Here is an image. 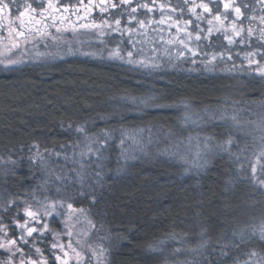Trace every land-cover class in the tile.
<instances>
[{
	"label": "snow or ice",
	"instance_id": "6c2138e0",
	"mask_svg": "<svg viewBox=\"0 0 264 264\" xmlns=\"http://www.w3.org/2000/svg\"><path fill=\"white\" fill-rule=\"evenodd\" d=\"M61 6L65 13L72 7L63 5V0H0V41L4 38V31H7L9 44L6 47L10 53L5 55L0 52V66L5 71L23 62L22 56L13 58L21 50V42L27 44L30 39L50 36L59 42L63 32L69 30L67 25L72 26L71 31L75 35H96L99 44L95 51H81L69 45L66 54L78 53L119 61L130 66L133 71H157L160 65L154 60L137 58L136 42L132 37L148 25L167 24L169 31L174 27L177 34L183 33L177 36L181 47L176 49V59L181 63L191 59L195 64L199 58L205 70H214L218 64L223 63L224 71L239 73L248 80L259 79L264 82V0H200L199 3L197 0H177L175 4L170 0H165V3H158V0H145L142 3L140 0H99V4H95L93 0L84 4V0H79L76 11L72 13L76 15V21H72L71 15H58ZM81 8L85 13L83 17L80 15ZM96 8H99L102 16L104 13L109 15L100 22L95 19L80 22L88 21ZM141 10L146 11L141 13ZM157 10L160 11L158 21L139 18L141 14L147 17L148 13ZM204 23L207 24L206 28ZM52 27H55L58 35L47 31ZM111 33L118 34L121 39H104ZM126 34L128 40L125 42L123 37ZM221 36L227 42L226 46L219 43ZM110 43H115V46L109 47ZM125 43L131 47L125 48ZM237 46H240V50L235 52V56L240 57L239 65L233 56V49ZM229 62L231 67H228ZM233 79L239 80V76H234ZM230 87L239 90L243 87V82ZM119 99L137 108L140 105L175 107L157 104L154 96L125 95ZM182 103L185 109L184 124L198 129L194 137L190 135L187 138L188 152L192 151L195 141L196 151L191 160L180 157L188 165L185 172L194 170L198 173L205 170L211 157L222 158L226 154L234 168L233 174L226 181V191L228 186L246 183L252 191H258L261 199L251 205L253 208L256 204L260 205L258 222L256 217H252L248 222L233 226L231 232L223 230L215 239L210 235L209 228L204 226L195 234V246L187 244V234L179 238L175 233L171 234L170 239L183 245L175 248L174 254L188 252L193 256L192 260H185L181 264H226L229 260L231 264H264V112L250 113L257 115V119H248L244 113L249 109L240 106L241 102L231 99L230 96H224L215 107H205L198 113H193L187 102ZM261 107H264V100L261 101ZM208 126L223 128L225 132L220 138L211 134L201 135ZM71 127L70 124L69 128ZM76 131L86 133L87 129L85 125H78ZM113 131L115 130H105L86 136L84 141H76L68 146L61 145L65 163L70 161L73 165L67 170L61 168L57 171L52 167L55 162L47 158L50 150L41 152L39 144L35 143L29 146V152L35 149L28 158L31 165L30 175L32 168L37 166L43 175L31 192H25L23 201L19 194H10L7 199L0 195V264H53V258L55 264H92L93 260L96 264H106L108 249L103 244L93 248L88 242L89 233H84L88 239L81 240L75 229L83 218L87 220L92 231L97 230L92 219L93 209L100 199L98 188L104 183L106 151L113 139ZM120 131L118 147L121 157L127 160L128 152L124 145L126 139L132 137L127 135L126 129ZM240 139L245 141L243 145L238 142ZM133 142L137 143L135 140ZM68 147L72 149L70 156L67 154ZM179 147L180 143H177V152ZM56 155L59 158L61 153L57 152ZM4 163L15 166L17 161L12 160L9 153V159ZM82 201L89 202L87 207H75L77 202ZM21 203L24 205L22 209ZM57 221L62 226L60 231L52 227ZM49 236L52 237L50 242ZM62 237H67V240ZM46 242L47 249L39 246ZM85 248L87 252L84 251Z\"/></svg>",
	"mask_w": 264,
	"mask_h": 264
},
{
	"label": "trees",
	"instance_id": "16d2710c",
	"mask_svg": "<svg viewBox=\"0 0 264 264\" xmlns=\"http://www.w3.org/2000/svg\"><path fill=\"white\" fill-rule=\"evenodd\" d=\"M170 2L175 4L177 0ZM158 3H165V0H158ZM142 17L146 18L145 15ZM213 40L215 42V38ZM219 43L227 45L222 36ZM239 50L240 46L233 49L237 65L240 57L235 56V52ZM175 64L180 66L182 63ZM229 64L231 66V62ZM152 73L151 78L146 79L126 64L82 57L0 70V174L9 171L20 179L17 191H13L19 194L21 201L25 192H31L43 175L38 166L32 168L30 175L28 158L35 152V149L29 152L30 145L39 144L41 152L50 150L48 157L55 162L52 167L59 171L65 166L67 170L72 165L64 162L61 145L68 146L84 141L86 136L115 130L106 151L104 183L98 188L100 199L92 216L97 229L94 233H98L96 237L108 249L106 264H181L192 260L193 256L187 252L174 254L173 250L183 245L170 239V235L175 233L179 238L187 234V244L195 245V234L204 226L210 231H219L212 236L215 239L225 229L230 232L235 213L246 205V186L240 187L238 183L228 186L226 191V181L234 172L233 165L229 164V173L217 167L216 163L198 173L194 170L187 173L179 155L169 153L166 147H154L155 140H163L164 134L174 132L177 138L173 146L180 143V149L182 142L186 143L187 138H182L188 135L190 125L182 123L177 113L181 107L176 105L181 103L176 102L174 108L143 105L137 108L119 99L125 95L154 96L157 99L166 92L169 96V91L161 88L159 82L167 74H172L180 77L177 85L185 88L188 95L196 93L199 101H208L215 90L210 80L216 75L204 72L197 75L171 65ZM236 76L240 77L244 87L255 80L260 82L263 91L259 98L251 95L249 100L245 96L237 101L249 111L258 108L261 113L263 109L260 110L259 102L264 100V82L248 80L239 73ZM198 77L204 78V82L198 84ZM141 86L144 89L137 91ZM244 87L241 89L245 95ZM187 94L182 99H187ZM172 116L174 119H170ZM151 118L157 121L151 122ZM78 125H85L86 133H78ZM210 128L221 129L222 135L225 132L220 127ZM121 129H126L127 135L132 137L126 139L124 145L128 152L127 160L121 157L118 147ZM147 137H153L148 154L135 157L132 151L136 143L133 140L144 143ZM71 151L68 147L69 156ZM57 152L61 153L59 158L54 155ZM9 153L11 159L17 161L15 166L4 163L9 159ZM1 180L2 176L0 187L2 184L11 186V182L2 183ZM88 203L82 201L75 205L87 207ZM23 206L21 203V208ZM53 227L57 228V222ZM226 264H231V261Z\"/></svg>",
	"mask_w": 264,
	"mask_h": 264
},
{
	"label": "rangeland",
	"instance_id": "374dc122",
	"mask_svg": "<svg viewBox=\"0 0 264 264\" xmlns=\"http://www.w3.org/2000/svg\"><path fill=\"white\" fill-rule=\"evenodd\" d=\"M145 0H140V2L142 3ZM93 2L95 4H99V0H93ZM200 0H197V3H199ZM88 0H84V4H87ZM79 4V0H73L72 2L70 0H63V5H71L72 7L70 8L69 12L65 13L63 12V6H61V11L60 13H58V15H63V16H69L71 15V19L72 21H76L77 17L76 15L72 14L76 11V6H78ZM222 8V6H221ZM114 11V10H112ZM146 10H141V12H145ZM156 12V11H155ZM154 13H148L146 18H151L154 20H159L160 19V11L157 10V14ZM154 14V16H153ZM18 15V13L16 14ZM80 15L83 17L85 15L83 9H80ZM109 14L108 13H104L103 16L99 11V8H96L92 11L91 15L88 18V21H84L81 20L80 22H90L92 19H95L97 22H100V20L102 18H106ZM141 17L143 16V14L140 15ZM146 18H140V19H146ZM127 20V18L125 19V21ZM17 23V27H18V21ZM204 25H207L206 23H204ZM68 27V31H64L63 35L61 37V39L59 40V42L54 41L51 36L50 37H46L43 39H30V41L25 44L23 42H21V50L16 52V56H14L13 58H18L22 56V60L23 62L14 66L12 69H17L19 67L22 66H26V65H44L45 63H49V62H54V61H58V60H63V59H67V58H89L92 59L94 61H110L111 60H107V59H101L99 56L96 57H90V56H83L80 54H75V55H71V54H66L68 52V47L69 45H71L74 49H80L81 51H95L96 47L99 44V41L97 39L96 35H92L91 37L88 36H78L75 35L72 31H71V25H67ZM47 31H49L52 35H58L55 31V27L49 28L47 29ZM79 31H84V30H79ZM115 36L113 35V33H111L110 35H108L107 37H104V39L106 40H113V38L115 39V41H119L120 36L116 33H114ZM178 35H183V33L181 34H177L175 28L173 27L170 31L169 28L167 26V24L165 25H157V24H152V25H148L145 29H140L137 33H135L132 37V39L136 42V51H137V58L138 59H146V60H154L156 63H158L160 65V67L165 68L167 65H171L172 68L178 69V67H181V70H187V72L191 73V71L196 72V74L198 75L200 72H204V74H215L216 76H213V79L210 80L211 82L213 81L214 85H215V90H214V95H213V99L211 98L208 101H199L197 96L198 94L196 93H190L189 95L187 94L185 88L183 87H178L177 85V81L180 79L179 76L176 75H172V74H167L166 76H164L165 78L162 79L161 83L162 86H160L161 88H165L167 91H169V96H168V92H166L165 95H161L159 98L156 99V103L157 104H162V105H176L177 103H181V104H177L176 106H180L181 109H179L177 111V113L180 115V120L182 123L183 122V115L185 112L184 106L182 102H187L188 104H190L191 106V111L193 113H198L201 112L206 105L215 107L217 105V102L222 99L224 96H230L231 99L237 100L238 98H242L244 99L246 96V100H249L251 98V95H255V97L259 98L260 93L263 91V89L260 86V82H258L257 80H255L254 82H249L246 84V94H243V89H239L237 90L236 87H230V86H237L240 85L242 80H236L233 79L234 76L238 75V73H228L227 71H224L225 65L224 64H218L216 66V68L214 70H205L203 64H201L199 62V58H197V63L193 64L191 62V59L187 60L186 62H183L180 66L176 65L175 63H179L180 60L176 59V49L181 47V45L179 44V41L177 39ZM117 36V37H116ZM3 40L0 41V52L4 53L5 55H9L10 53L7 51V47L6 45L9 44V40H8V33L7 31H4L3 33ZM124 41L128 40V36L127 34L123 37ZM168 41H173V43H168ZM207 41H205L206 43ZM47 45V47L45 46ZM109 47H114L115 43H110L108 45ZM125 48H130L131 45H128L127 43H125ZM217 50H219L217 48ZM15 51V50H14ZM37 53H40L42 55H37ZM57 53H60L61 55H56ZM107 55V53H105V56ZM238 61H240V58L238 59ZM113 62H118L119 61H113ZM181 63V62H180ZM230 65V64H228ZM231 67V66H228ZM0 70H4L2 66H0ZM135 73L141 77H146L147 78H151V76L153 75L152 72L149 71H145V70H135ZM166 73H170V72H166ZM240 78V77H239ZM204 78L202 77H198V79L196 80L197 83H203L204 80H202ZM187 81V80H186ZM147 86H145L146 88ZM152 87V83L150 84V88ZM244 87V86H243ZM242 87V88H243ZM244 87V88H245ZM144 88H142V86L140 87V89H138L137 91H140ZM187 94V99H182V96H186ZM197 98V99H196ZM198 100V101H197ZM177 102V103H176ZM259 105L261 106V102H259ZM174 108V107H173ZM263 109V110H262ZM262 110L261 112H264V107H261ZM250 113H260L258 108H254L251 111H246L244 113V115H246V117L248 119L251 120H255L257 119V115L255 114H250ZM170 119H174L173 116L170 117ZM157 121L156 119L151 118V122H155ZM218 128V127H217ZM211 129V130H210ZM220 129V128H219ZM198 129L192 127L190 125V130H188V135L184 138H188L190 135L191 136H195L197 133ZM223 131L220 130H215L214 128H210V126L206 127L203 129V131L201 132V135H206V134H211L216 138H220L222 136ZM242 135V134H240ZM177 138L176 133H168V134H164L163 136V140H155L154 143V147H166V150L170 153H176L177 155H179V157H185L189 160H191L192 156L194 155L196 149H195V141H193V148L191 152H188L186 150V146H187V140L186 143L182 142L181 148L179 149V151H176V146H173V143L175 141V139ZM140 142V140L137 141L134 149H133V153H135V157H141V156H145L148 154V150H149V146L153 144V137L150 139L149 137L145 138V142L144 143H138ZM241 145L244 144V140L240 139L238 141ZM53 154V153H51ZM56 156V154H54ZM53 156V157H55ZM62 157V156H61ZM47 158L49 160L54 161L53 158H50L47 156ZM64 160V159H63ZM65 162V161H64ZM70 162V161H69ZM67 162V164L69 163ZM181 163L184 165V169L186 167H188V165L184 164L182 161ZM217 167H220L221 169H224V171L226 173L230 172V165L231 162L228 158V156L226 154H224L221 158V156H213L210 158L209 164L208 165H212L215 164ZM71 164V162H70ZM72 165V164H71ZM232 165V164H231ZM73 167V165H72ZM71 167V168H72ZM63 168H66L65 166H63ZM187 172V173H191ZM194 173V172H193ZM2 176V183H9L11 182V186H8L9 184H2V186L0 187V195H3L4 198H10V194H16L13 189H18L19 184H20V179L15 175V173H11L9 171H5L2 174H0V179ZM246 186V205L242 206V208L239 209V213H235L234 217L235 220H231L232 225L230 226V228H232L233 226H237L238 224H243L244 222H248L251 220L252 217H256L257 218V222H258V218L260 217V205L256 204L255 208L251 207V205H253V203L255 201H259L261 199V197L258 194V191H252L250 186L248 184H243L240 183V187H245ZM54 191V190H53ZM258 195V196H256ZM236 198H241V197H236ZM75 207H84V206H80V205H75ZM23 208V207H22ZM21 208V209H22ZM237 212V211H235ZM23 214L21 211V222H23ZM53 227V225H52ZM61 225L59 224V221H57V228H54L56 231H60L61 229ZM75 231L79 234V238L81 240L84 239H88L87 237L84 236L85 232H88L90 235V239L88 240V242L92 245L93 248H98V245H100V238H97L96 236L98 235V233L96 232L95 235V231H92L90 229V225L88 224L87 220L85 219H81V222L77 225ZM218 230L215 231H210V235L211 236H215L216 234H218ZM231 232V229H230ZM52 239L51 236L48 237V242H50ZM62 239H64L65 241L67 240V237H62ZM189 242V241H188ZM45 249H47V242L45 244L39 245ZM189 246H195L192 243L189 244ZM27 250V249H26ZM85 252H87L88 250L85 248L84 249ZM47 254V252H46ZM89 255H91V253H88ZM187 254L189 255L190 253L187 252ZM109 254H107V261L109 260ZM53 264H55L54 262V258H53ZM74 264V262H73ZM92 264H96V261H92Z\"/></svg>",
	"mask_w": 264,
	"mask_h": 264
},
{
	"label": "flooded vegetation",
	"instance_id": "af4514ba",
	"mask_svg": "<svg viewBox=\"0 0 264 264\" xmlns=\"http://www.w3.org/2000/svg\"><path fill=\"white\" fill-rule=\"evenodd\" d=\"M73 1V0H72Z\"/></svg>",
	"mask_w": 264,
	"mask_h": 264
}]
</instances>
